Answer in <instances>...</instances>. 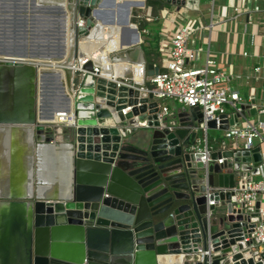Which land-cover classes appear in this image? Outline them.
Returning <instances> with one entry per match:
<instances>
[{
    "label": "water",
    "instance_id": "obj_1",
    "mask_svg": "<svg viewBox=\"0 0 264 264\" xmlns=\"http://www.w3.org/2000/svg\"><path fill=\"white\" fill-rule=\"evenodd\" d=\"M55 1L52 42L0 41V264H264V247L251 239L259 202L231 200L238 182L260 175L262 149L224 145L206 153L203 143L191 149L197 123L223 131L263 109L241 105L239 113L203 121L197 106L169 101L159 121L152 93L130 79L117 85L87 73L73 92L68 64L75 49L87 54L111 37L128 51L119 53L122 61L142 63L144 76L165 69L144 64L129 20L138 12L132 0ZM39 5L44 31L47 6ZM99 30L100 41L84 44ZM82 68L91 71V63ZM39 145L47 147L57 181L33 188Z\"/></svg>",
    "mask_w": 264,
    "mask_h": 264
},
{
    "label": "built area",
    "instance_id": "obj_2",
    "mask_svg": "<svg viewBox=\"0 0 264 264\" xmlns=\"http://www.w3.org/2000/svg\"><path fill=\"white\" fill-rule=\"evenodd\" d=\"M199 4L198 0H184L182 5L170 4L171 11L168 9L162 10V16L168 18L163 28L159 30L157 37V53L159 64L158 67L165 69L162 74L144 76L143 64L140 62H127L113 67L114 57H110L111 53H116L119 50L113 49L106 51L107 66L104 65V60L100 57L98 49L83 53L78 48L75 49V58L68 64L71 68V88L75 92L87 73L92 76H105L116 80L118 85L120 78L126 82L130 79L132 82L140 83V92H151L153 100L158 103L156 117L159 121L169 111L166 101H172L180 106L193 107L197 106L202 114V119L217 118L219 114H227L226 109L229 108L230 113L241 111V105H247V108H262L264 109V89H262L260 101L258 103L241 102L238 96V90L233 86V79L229 76L224 68H218L214 64V60L206 57L203 65L195 64L197 59L198 48H194L190 42L195 34L194 22L187 14L188 10L196 9ZM144 10L145 8L142 7ZM149 12V7H147ZM254 11H258V7L254 6ZM146 11V15L148 14ZM169 16V17H168ZM77 26L83 25L80 18H76ZM145 33L146 30L142 29ZM89 61L91 63V71L82 68V65ZM105 66V67H104ZM133 67L139 68L137 77L134 74ZM125 70L130 71V77L123 76ZM118 77V78H116ZM128 109V107H127ZM238 125L235 123L228 126L222 131L223 138L235 139L240 138V142H236L233 146L239 145L243 148L254 146L253 140L257 139L261 142L262 133V164L259 166V179H252L249 182L240 181L234 189V194L231 200L251 206L256 201L258 193L264 194V121L252 123L244 115L237 118ZM193 130L197 132L194 146L192 150H202L201 143L207 146L204 151L207 153L213 150L207 141L206 129L204 122L197 123ZM220 146L225 145L224 142H219ZM202 160L207 157L203 156ZM218 159L217 162H220ZM241 186V187H240ZM211 203V201L209 202ZM254 227L251 232V239L254 244H261L264 247V208H258V220L254 222ZM244 242L249 240V237L242 239Z\"/></svg>",
    "mask_w": 264,
    "mask_h": 264
},
{
    "label": "crops",
    "instance_id": "obj_3",
    "mask_svg": "<svg viewBox=\"0 0 264 264\" xmlns=\"http://www.w3.org/2000/svg\"><path fill=\"white\" fill-rule=\"evenodd\" d=\"M30 1L0 0V41H12L13 37H19L22 41L29 43L31 41L40 42L45 37V41L52 42L51 40L56 34L53 11V5L56 1L36 0L35 6H32ZM44 1L46 2L47 11L43 31V7L39 4H43ZM254 6L258 7V11L253 10ZM169 7L172 6L163 0L156 22L154 21L155 17L150 16V7L149 12L146 8L147 16L142 13L140 15L139 12L136 13L138 20L142 19L147 23V26L143 28L146 30L147 35L151 34L156 38L158 37L160 28L161 30L164 29L163 25L169 20L162 16V10L168 9V11H171ZM141 9L139 8V11H142ZM187 14L194 22V27H197L190 42L194 48H198L195 64L203 65L206 57L213 59L215 66L224 68L233 79V86L237 88L241 102L245 100L246 103H249L250 100H254V103H258L262 89H264V0H210L199 3L196 9L188 10ZM13 15L18 16V33L11 30L14 25L12 22ZM132 23L137 28V23L135 21ZM140 44L141 42L138 45L140 46ZM140 49L144 64L150 63L153 66H158V57L150 54L146 56L141 46ZM127 52V50H119L116 53H111L110 57H114L113 64L120 66L125 63V60L122 61L120 58L119 53L123 55ZM51 86L53 87V84ZM230 111L229 108L226 109L228 114ZM244 116L252 123H262L264 121V109L255 115L246 112ZM140 131L138 130L135 135ZM260 135L261 142L259 143L257 139H254L253 144L260 146L262 149V133ZM22 137L26 140V135ZM207 141L211 148L215 150L220 147L219 142H224L226 146H233L236 142H240V138L226 139L221 134V139L217 141L215 136L209 138L207 135ZM18 157V161H23L24 156L22 154H18ZM27 161L30 164L29 157ZM6 164L8 165L7 162ZM37 164V177L42 183L41 185H45L44 183L47 182L43 181L44 178L41 174H48L47 177H50L48 169L50 168L51 174L52 169L47 162H44L42 157H38ZM259 178L261 177H253L254 180ZM256 201L259 202L260 208H264L263 193L257 194Z\"/></svg>",
    "mask_w": 264,
    "mask_h": 264
},
{
    "label": "bare ground",
    "instance_id": "obj_4",
    "mask_svg": "<svg viewBox=\"0 0 264 264\" xmlns=\"http://www.w3.org/2000/svg\"><path fill=\"white\" fill-rule=\"evenodd\" d=\"M132 1H133L134 6H138V7H139V5L142 2V0H132ZM101 33L102 32L100 30L99 31H93V32H91L90 35L87 37V39H86V41H85L84 44H88L90 42L100 41L101 36H102ZM84 40L85 39H82V42ZM128 42H130V40H128ZM113 49H117L116 42H115V39L113 37H111L109 39V41H107L103 46L99 47V49H98V50H100L98 52H100L99 55L104 60V65L105 66L108 65V63L106 61V58H107L106 57V51L113 50ZM66 63H68L67 60H66ZM113 67L114 68H118V65H115L114 64ZM132 68L134 69V74L137 77V75H138L137 73H139V68L137 66L136 67H133L132 66ZM79 96L80 97H84L83 94H80ZM59 120H61V119L59 118ZM25 135H26V138L25 139L27 140V141L26 140L25 141L29 143V137H30L29 135H30V133L23 131L22 136H25ZM1 138H2V136L0 137V145H1V150H3ZM64 147H66V145H64ZM46 148H47L46 146L39 145V147H38V157H40V158L42 157V159L44 160V162H47L49 164V166L51 167V169H53L52 164H50V162H49L50 155H49V153H46V151H47ZM48 170H49L48 173H50V177L49 176L47 177L48 174L47 175L46 174H43V175L41 174V176L44 178L43 181H45V182L50 181V183L56 182L57 181V178H55V177L52 178L51 176H53V173L51 174L50 168ZM54 179H55V181H54ZM57 183H59V182H57ZM44 187H46V186L39 187L38 188V192L39 193H42V191L45 190Z\"/></svg>",
    "mask_w": 264,
    "mask_h": 264
},
{
    "label": "trees",
    "instance_id": "obj_5",
    "mask_svg": "<svg viewBox=\"0 0 264 264\" xmlns=\"http://www.w3.org/2000/svg\"><path fill=\"white\" fill-rule=\"evenodd\" d=\"M163 0H145V5L150 7V16L156 17L157 16V10L160 9L162 6ZM141 21V22H140ZM134 22V21H133ZM135 22L137 23V29L140 34L141 39V48L144 52V54H150L154 57H158L157 53V38L154 35L143 33L141 30L147 26V23L142 20H138L136 18ZM146 43V44H145ZM149 61V60H148Z\"/></svg>",
    "mask_w": 264,
    "mask_h": 264
},
{
    "label": "rangeland",
    "instance_id": "obj_6",
    "mask_svg": "<svg viewBox=\"0 0 264 264\" xmlns=\"http://www.w3.org/2000/svg\"><path fill=\"white\" fill-rule=\"evenodd\" d=\"M144 5H145V0H144ZM143 5V6H144ZM145 7V9L144 10H142V11H139V8H142V6H140V7H138V12H139V14L141 15V13L144 15V14H146V8H147V5H145L144 6ZM149 7V6H148ZM151 10V9H150ZM158 11H159V9L157 10V16H158ZM145 16H147V15H145ZM156 16V17H157ZM156 17H155V19H154V21L156 22ZM144 19V18H143ZM129 20H130V23H132L133 21H135L136 20V14L135 15H130V18H129ZM142 20V19H141ZM141 22V21H140ZM133 24V23H132ZM166 103H167V105H168V107H169V101H166ZM174 103V102H173ZM174 105L177 107V106H180L179 104H176V103H174ZM170 108V107H169ZM221 134H222V131H220V130H215V129H208L207 130V135H208V137L210 138V136H215V139H217V140H220L221 139ZM217 137V138H216ZM34 143L35 142H33V145H34ZM33 148H34V146H33ZM34 150V149H33ZM32 161H33V163H32V187L34 188V186L36 185V183H38V179L36 178V174H35V171H36V169H37V167H36V165H37V163H38V160H37V157H36V155H35V152L33 153V155H32Z\"/></svg>",
    "mask_w": 264,
    "mask_h": 264
}]
</instances>
